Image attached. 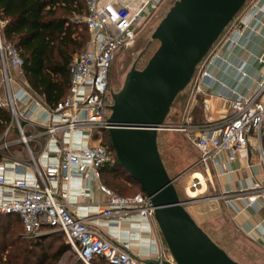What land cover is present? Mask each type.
<instances>
[{
  "label": "built area",
  "instance_id": "built-area-1",
  "mask_svg": "<svg viewBox=\"0 0 264 264\" xmlns=\"http://www.w3.org/2000/svg\"><path fill=\"white\" fill-rule=\"evenodd\" d=\"M83 2L84 14L71 20L85 25L89 39L86 48L73 55L68 68L70 81L66 96L53 106L45 105L28 84L12 88L9 68L20 69L23 61L19 50L0 36V72L3 82L0 107L8 109L11 117L0 135V217L17 215L25 237H36L43 231L61 232L71 250L84 264H93L97 260L104 264H143L132 255L130 242L106 239L99 229L89 225L87 218L79 214L76 204L70 201V182L78 178L81 181L94 180L99 184L100 190L106 195V203L97 210L98 217L119 223L136 215L154 222L149 197L143 192L133 196L116 193L101 182V169L113 161V155L105 142L109 125L108 116L104 114L105 108H108L105 96L112 60L118 49L132 42L138 21L150 16L158 5L154 0ZM259 11L255 9L254 3L246 2L235 15L196 66L186 86L189 90L182 121L167 125L170 129L187 133L198 151L193 167L199 169L200 173L194 171L191 174L186 192L193 189L195 195L189 198L196 196L206 180L211 183L210 167L217 164L218 153H226L227 160L232 161L236 152L247 151L253 142L264 166V148L261 144L264 134V55L258 59L262 77L255 81L252 88L245 93L221 91L219 94L224 108L229 111L228 117L218 121L207 117L203 123L196 124L191 115L197 96L202 94L201 79L210 75L207 66L216 57L215 48L222 41L236 43L244 27ZM220 87L224 88V85ZM201 106L204 111H208L207 100L203 99ZM39 109L45 112L41 121L32 118ZM25 125L39 126L40 135L49 138L62 134L53 160L42 167L34 160L28 147L31 136L25 134ZM13 130L17 137L12 136ZM15 144H22L29 156L32 166L30 182L19 176L21 162L7 153ZM8 160L13 175L10 180L6 179ZM3 191H8L9 195L4 196ZM263 192L264 184L254 183L251 191L240 190L236 194L247 198L248 205L253 206L257 197H264ZM218 199L228 207L234 197L231 193L223 192ZM165 258V252L159 248L155 264H162ZM169 258L172 261L170 255Z\"/></svg>",
  "mask_w": 264,
  "mask_h": 264
},
{
  "label": "water",
  "instance_id": "water-1",
  "mask_svg": "<svg viewBox=\"0 0 264 264\" xmlns=\"http://www.w3.org/2000/svg\"><path fill=\"white\" fill-rule=\"evenodd\" d=\"M246 1L175 0L151 34L158 47L141 69L135 60L120 90L111 94L110 146L117 162L150 199L154 221L172 259L162 264H240L185 209L186 203L201 198H179L175 178L168 175L160 157L157 133L165 127L175 97Z\"/></svg>",
  "mask_w": 264,
  "mask_h": 264
},
{
  "label": "crops",
  "instance_id": "crops-1",
  "mask_svg": "<svg viewBox=\"0 0 264 264\" xmlns=\"http://www.w3.org/2000/svg\"><path fill=\"white\" fill-rule=\"evenodd\" d=\"M154 1L159 5L166 0ZM252 3H254L255 9H260V11L255 18L250 19L236 43L222 41L215 48L216 57L207 66L210 75L201 79L202 94H199L196 98L201 102L203 99L207 100L209 107L208 111L201 109V121L196 122V124L203 123L207 117L214 121L228 117L229 111L224 108L222 99L219 97L221 91L224 93L228 91L245 93L254 86L255 81L262 77V69L258 59L264 55V0H252ZM9 71L13 80L12 88L25 87L27 82L21 68L14 69L10 67ZM221 84L224 85V88L220 87ZM2 91L3 82L0 72V93ZM44 116L45 112L39 109L35 111L32 118L41 121ZM40 129L39 126H24L25 134L31 136L28 147L34 160L42 167L53 160L57 142L61 141L62 134L58 133L49 138L40 135ZM12 136L17 137L15 130H13ZM253 144L252 142L247 151L236 152L235 159L232 161L227 160L226 153H218L216 156L217 164L210 167L211 183L206 180L204 185L202 184L199 193L203 195L207 192L209 197L206 200L210 201L218 198L223 192L231 193L234 199L227 205L228 207L225 206L223 201H220L223 209L230 216L235 228L245 235L255 248L264 255V197H257L254 205L249 206L247 198L236 194L240 190L251 191L254 183L264 184V166L260 162L257 148ZM20 151V149L16 150L12 157L22 164L19 176L30 182L32 180V166L29 156L27 154V156L22 157ZM196 153L195 159L190 163V168L198 158L197 149ZM10 160L12 161V159ZM10 160L7 162V180H10L13 176ZM193 169L194 167L191 169L193 172H199V169ZM70 189V201L76 204L79 214L87 218L89 225L99 229L106 239L113 242H130L132 255L143 264H152L143 261L155 260L159 248L165 252V259L171 261L155 221L152 222L148 218H139L132 215L127 220L115 223L110 219L96 216L97 210L106 203V195L94 180L81 181L78 178H73L70 182ZM2 194L4 196L9 195L8 191H3ZM193 210L197 216H201L198 207L194 206ZM43 233L45 232L43 231L39 235Z\"/></svg>",
  "mask_w": 264,
  "mask_h": 264
},
{
  "label": "trees",
  "instance_id": "trees-1",
  "mask_svg": "<svg viewBox=\"0 0 264 264\" xmlns=\"http://www.w3.org/2000/svg\"><path fill=\"white\" fill-rule=\"evenodd\" d=\"M84 11L83 0H0V36L19 50L25 80L31 91L47 106H53L66 96L70 81L68 68L73 55L87 45L89 33L85 25L71 20L75 16H82ZM201 103L198 100V106L194 109L195 123L201 121ZM10 118L9 110L0 107V135ZM105 142L113 155V161L101 169V182L119 192L130 187L136 188L130 194H121L124 196L142 192L138 183L117 162L108 137ZM261 144L264 148V134ZM23 148L22 144H15L7 153L13 154ZM17 228L22 230L17 215L0 217L2 239ZM27 238L21 243L20 238L13 235L9 249H0V264H54L65 252L75 253L59 231H47ZM55 242L59 244L51 252L48 251L47 247ZM70 264L84 263L78 258Z\"/></svg>",
  "mask_w": 264,
  "mask_h": 264
},
{
  "label": "rangeland",
  "instance_id": "rangeland-1",
  "mask_svg": "<svg viewBox=\"0 0 264 264\" xmlns=\"http://www.w3.org/2000/svg\"><path fill=\"white\" fill-rule=\"evenodd\" d=\"M174 1L175 0L164 1L157 6V9H155L150 16L144 20L138 21L136 35L132 42L126 47L116 51L108 74V86L105 96L106 105H109L112 102L111 94L119 91L122 87L124 78L134 61L137 60L136 68L141 69L158 47V41L152 40L151 34ZM246 2L250 3L252 0H247ZM84 48H86V46ZM140 54L141 56L139 57ZM188 90V88H185L175 97L165 118L166 125L158 130L157 133V147L160 157L168 175L175 178L174 186L179 198L182 200L189 198L190 195H195L193 189L188 190L189 192L187 193L186 188L190 183V176L193 172L191 170L193 166L191 165L192 167L190 168V163L193 162L197 153L187 133L180 130L170 129L167 125L180 123L182 121L187 101L186 93L188 95ZM196 106H198V99L194 102V106L191 110L192 117ZM109 113L110 110L105 108L104 114L109 116ZM20 155L22 157H25V155L27 156V152L24 148L21 149ZM113 191L120 194H130L136 191V188H126V191L123 192L116 191L115 189H113ZM196 193L195 198H201V200L186 203L184 207L188 210L189 214H193L192 218L203 229V231L209 234L208 236L218 246L225 250L233 260L240 264H264V255L255 248L245 235L241 234L235 228L231 222L230 216L226 210L223 209V206L221 205L222 202L220 203L222 200H219L218 198H215L212 201L206 200V198L209 197L207 196V192L203 195H200L199 192ZM194 206L198 207L201 216H197L196 212H194ZM13 235L19 237L21 243L28 240V238L24 236L23 231L20 228H17L14 233L5 239L0 237V249H9V242ZM58 244V242H55L53 245L47 247L48 251L51 252ZM75 260H78L76 253L67 251L54 264H70ZM93 264L104 263L97 260Z\"/></svg>",
  "mask_w": 264,
  "mask_h": 264
},
{
  "label": "bare ground",
  "instance_id": "bare-ground-1",
  "mask_svg": "<svg viewBox=\"0 0 264 264\" xmlns=\"http://www.w3.org/2000/svg\"><path fill=\"white\" fill-rule=\"evenodd\" d=\"M199 174H197V176H198ZM198 177H200V175L198 176Z\"/></svg>",
  "mask_w": 264,
  "mask_h": 264
}]
</instances>
